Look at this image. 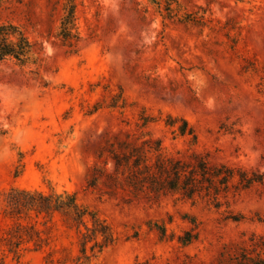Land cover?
Wrapping results in <instances>:
<instances>
[{"label":"rangeland","instance_id":"rangeland-1","mask_svg":"<svg viewBox=\"0 0 264 264\" xmlns=\"http://www.w3.org/2000/svg\"><path fill=\"white\" fill-rule=\"evenodd\" d=\"M68 1L0 0V24L20 26L40 59L0 61V238L16 188L76 193L110 224L117 242L91 264H212L224 245L264 235V185L221 207L172 196L126 203L85 189L106 133H149L170 153L264 173V0H180L171 19L149 0H76L75 48L58 35ZM184 12L204 24L182 22ZM142 117L153 122L142 128ZM170 117L186 119L198 143ZM45 256L27 252L24 263Z\"/></svg>","mask_w":264,"mask_h":264},{"label":"trees","instance_id":"trees-1","mask_svg":"<svg viewBox=\"0 0 264 264\" xmlns=\"http://www.w3.org/2000/svg\"><path fill=\"white\" fill-rule=\"evenodd\" d=\"M149 1L164 12L165 19L183 11L180 0ZM65 10L58 35L64 46L75 48L81 40L76 0H69ZM204 19L199 13H185L181 21L200 25ZM38 55L36 44L20 26L0 24V61L16 60L23 67L37 65ZM149 79V86L159 84L157 79ZM141 121L142 128L153 122L149 117ZM179 122L183 124L175 133L192 136V145H196L198 135L186 119L170 117L167 125L175 127ZM4 134L0 128V135ZM258 185H264V173L258 170L215 164L208 154L197 151L170 153L161 139L149 133L126 132L104 135L100 151L88 169L85 189L126 203H157L172 196L191 201L205 199L221 207V199L230 193ZM4 217L9 225L0 238V264H9V258L15 264H25L26 253L32 251L46 252L47 264H91L117 242L110 224L96 211L81 205L76 193L67 191L13 189L6 197ZM162 229L166 235L167 230ZM194 239L196 235L191 231L180 242L187 246ZM65 240L70 243L65 244ZM212 264H264V235L253 234L247 240L224 245Z\"/></svg>","mask_w":264,"mask_h":264}]
</instances>
